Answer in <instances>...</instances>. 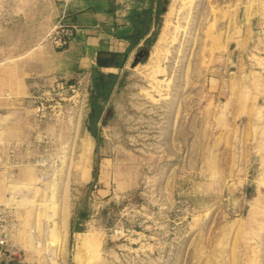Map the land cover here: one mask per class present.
Here are the masks:
<instances>
[{
	"label": "rangeland",
	"instance_id": "374dc122",
	"mask_svg": "<svg viewBox=\"0 0 264 264\" xmlns=\"http://www.w3.org/2000/svg\"><path fill=\"white\" fill-rule=\"evenodd\" d=\"M164 6L99 88L78 0H0V263L264 264V0Z\"/></svg>",
	"mask_w": 264,
	"mask_h": 264
},
{
	"label": "crops",
	"instance_id": "0c3cea01",
	"mask_svg": "<svg viewBox=\"0 0 264 264\" xmlns=\"http://www.w3.org/2000/svg\"><path fill=\"white\" fill-rule=\"evenodd\" d=\"M160 0H78L75 35L69 51L104 74H117L137 53L150 33ZM99 54L110 57L109 66H99ZM113 55V56H111Z\"/></svg>",
	"mask_w": 264,
	"mask_h": 264
},
{
	"label": "trees",
	"instance_id": "16d2710c",
	"mask_svg": "<svg viewBox=\"0 0 264 264\" xmlns=\"http://www.w3.org/2000/svg\"><path fill=\"white\" fill-rule=\"evenodd\" d=\"M113 56V55H111ZM97 63L99 66H109L113 62L111 61L110 57L104 54H99ZM111 79H115V74L109 73L108 75H105L103 73L100 74L99 79H95L94 84L96 87L104 88L106 84L110 83ZM94 115V113H93Z\"/></svg>",
	"mask_w": 264,
	"mask_h": 264
},
{
	"label": "built area",
	"instance_id": "2783aa9c",
	"mask_svg": "<svg viewBox=\"0 0 264 264\" xmlns=\"http://www.w3.org/2000/svg\"><path fill=\"white\" fill-rule=\"evenodd\" d=\"M154 14L156 15V12L158 10V2H155L154 4ZM63 36H61L59 39H58V46L60 47H68L69 44L71 43V41L73 40V35H74V31L73 30H63ZM3 243V241H2ZM0 264H10V263H0Z\"/></svg>",
	"mask_w": 264,
	"mask_h": 264
},
{
	"label": "water",
	"instance_id": "95a60500",
	"mask_svg": "<svg viewBox=\"0 0 264 264\" xmlns=\"http://www.w3.org/2000/svg\"><path fill=\"white\" fill-rule=\"evenodd\" d=\"M173 0H164L165 6L162 8L163 12H167L169 10V6ZM150 50H145L143 53H139V55L136 57L135 62L133 63V66H136L140 62V56L145 55V60L147 61L150 58Z\"/></svg>",
	"mask_w": 264,
	"mask_h": 264
}]
</instances>
